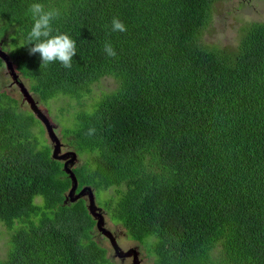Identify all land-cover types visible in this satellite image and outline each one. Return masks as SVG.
I'll list each match as a JSON object with an SVG mask.
<instances>
[{"label": "trees", "instance_id": "1", "mask_svg": "<svg viewBox=\"0 0 264 264\" xmlns=\"http://www.w3.org/2000/svg\"><path fill=\"white\" fill-rule=\"evenodd\" d=\"M226 1L0 0V50L38 104L62 99L66 115L77 102L61 131L77 192L105 194V219L142 263L143 247L153 264H264V21L231 46L207 41ZM32 3L60 10L52 34L76 41L71 68L29 54ZM45 132L0 91V264H126L95 240L86 199L67 201L72 179Z\"/></svg>", "mask_w": 264, "mask_h": 264}, {"label": "rangeland", "instance_id": "2", "mask_svg": "<svg viewBox=\"0 0 264 264\" xmlns=\"http://www.w3.org/2000/svg\"><path fill=\"white\" fill-rule=\"evenodd\" d=\"M215 17L213 20V25L211 28L205 33L204 38L214 44L220 45L221 47H228L235 44L238 38V29L239 27L249 25L254 22H263L264 21V0H229L226 2L219 3L216 6V10L214 12ZM4 44L0 42V49L4 51ZM6 69V64L3 61V66L0 67V91H9L11 94L18 99V101L22 104L23 108L31 111L30 105L24 101L21 91L19 90V86L15 85L16 83L13 81L11 75L8 73ZM27 88H29L27 82L21 77ZM105 89H110L113 87L114 81L112 79L104 80ZM101 87L95 86L93 88L92 96L96 97L100 94ZM34 95V94H33ZM35 100L38 101L36 95H34ZM91 100V99H90ZM89 100V101H90ZM62 99H56L51 102V110L43 104H39L40 108L45 113L47 119H49L55 127V133L60 140V154L63 155L66 152H72L73 150L68 146V142L64 140L62 135V123H69L70 117L75 113L77 109V102L72 103L73 108L71 111L63 115L61 112V108L63 106ZM54 121V122H53ZM66 123V124H67ZM68 125V124H67ZM45 139L47 142L53 146L52 141L50 140L48 134L45 132ZM67 161V160H64ZM97 198V206L104 211V205L102 200L105 199V194L100 193ZM88 202V199L86 198ZM100 205V206H99ZM106 228L110 230L114 236H117V242L119 246L124 250H129L131 247H136V243H131L127 240L123 235V229L118 226L113 225L109 221V218L106 217ZM102 234V233H101ZM100 232L95 230L96 238L95 240L102 246L108 249V256L112 258L114 261L122 262L116 259L114 249L112 248L109 240L104 235H101ZM4 251L2 242H0V254ZM141 258L143 260L142 264H153L152 259H148L146 256V252L142 247V255ZM123 263L132 264V259H127Z\"/></svg>", "mask_w": 264, "mask_h": 264}, {"label": "clouds", "instance_id": "3", "mask_svg": "<svg viewBox=\"0 0 264 264\" xmlns=\"http://www.w3.org/2000/svg\"><path fill=\"white\" fill-rule=\"evenodd\" d=\"M28 13L31 14L34 22L27 34V45H32L29 48V54L39 53L42 61L41 68L54 61H59L65 68H71L73 57L77 54L76 41L68 34H52V22L60 16V10L46 9L42 3H32L29 5ZM112 31L126 32L127 28L119 18H113ZM104 52L109 57L117 55L110 42L105 43ZM93 133L94 129H89V135Z\"/></svg>", "mask_w": 264, "mask_h": 264}, {"label": "water", "instance_id": "4", "mask_svg": "<svg viewBox=\"0 0 264 264\" xmlns=\"http://www.w3.org/2000/svg\"><path fill=\"white\" fill-rule=\"evenodd\" d=\"M0 58L5 61L6 67L10 72V75L15 83H18L19 89L24 97V101L27 102L30 105L31 111L36 115L37 118L41 120V122L44 124L45 129L47 131V134L50 138V140L53 143V158L57 160H67L65 164V170L72 179V187L69 191V194L67 196V201H70L71 203H76L80 199H88V211L92 215V217L97 221L96 227L98 228L99 232H101L103 235L107 237L109 240L112 248L115 252V257L122 260L123 262L127 259H132V264H142L140 260V254L137 248H132L127 251H124L118 244L116 237L114 234L108 230L105 226L106 219L104 212L101 208H99L96 204V198L94 195V192L91 188L85 187L81 191H78V181L75 176V174L68 168V165H74L77 161V155L74 152H66L65 154H60V140L57 137L55 133V127L49 122L45 114L42 112V110L39 107L38 102L35 100L34 95L30 92L29 88L25 86L22 82L18 81V74L15 72L13 65L9 58L7 57V54L2 52L0 50Z\"/></svg>", "mask_w": 264, "mask_h": 264}]
</instances>
